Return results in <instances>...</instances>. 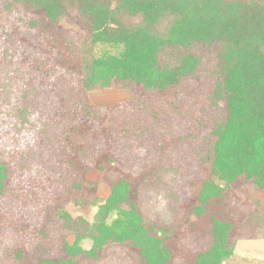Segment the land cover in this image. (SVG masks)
I'll use <instances>...</instances> for the list:
<instances>
[{
	"label": "rangeland",
	"instance_id": "obj_1",
	"mask_svg": "<svg viewBox=\"0 0 264 264\" xmlns=\"http://www.w3.org/2000/svg\"><path fill=\"white\" fill-rule=\"evenodd\" d=\"M71 13L52 28L32 32L8 27L10 23L27 27L31 15L0 11V164L5 169L0 191V264H36L40 256L61 257L66 242L73 245L76 237L87 235L99 208L120 181L129 184V197L151 229L167 237L171 264L190 262L203 246L194 235L203 233L207 223L190 212L201 182L211 175L194 152L199 143L186 141L189 122L171 123L162 133H148L140 141L133 134L126 137L114 127L113 111L126 112L124 106L134 97L150 94L142 85L107 77L106 83L85 90L91 110H70L67 105L79 95L77 83L41 75L36 60L45 57L50 36L55 43L70 35L90 44L85 20ZM125 22L131 26L143 20L127 17ZM105 53L116 51L97 45L90 55ZM66 57L59 62L84 74L79 58ZM84 62L87 65L90 57ZM179 87L182 105L197 112V101L209 96L212 80L201 72L198 80ZM92 109L98 111L95 116ZM81 112L89 113L83 116L87 123L82 124ZM75 125L83 129L79 134H73ZM168 148L174 154L164 153ZM224 196L220 206L232 216L234 245L221 264H264V189L242 179ZM116 217L112 213L108 220ZM79 246L88 250L92 241L83 237ZM130 253L127 245L108 244L91 261L81 256L74 264H136Z\"/></svg>",
	"mask_w": 264,
	"mask_h": 264
},
{
	"label": "trees",
	"instance_id": "obj_2",
	"mask_svg": "<svg viewBox=\"0 0 264 264\" xmlns=\"http://www.w3.org/2000/svg\"><path fill=\"white\" fill-rule=\"evenodd\" d=\"M0 11L31 15L27 27L15 23L8 27L32 32L52 28L71 12L85 20L90 44L70 35L55 43L50 36L45 57L36 60L41 75L77 83L79 95L67 105L70 110H91L85 90L106 83L107 77L142 85L150 94L134 97L124 106L126 112L113 111V126L126 137L133 134L140 141L148 133H162L171 123L189 122L186 141L199 143L194 152L211 176L201 182L190 212L207 222L205 231L194 235L196 242L202 240V250L181 264H221L234 245L232 216L220 206L224 195L242 179L264 189V0H0ZM127 17L143 22L130 26L125 24ZM156 25L160 28L153 31ZM97 45L114 48L116 54L93 58L90 54ZM66 56L79 58L84 74L59 62L68 60ZM86 56L90 57L87 65ZM205 65L207 70L202 71ZM201 72H207L212 87L207 89L209 96L197 101L200 109L192 112L182 105L176 88L198 80ZM92 110L95 116L98 111ZM85 115L82 124L88 122ZM73 128V134L83 130L78 125ZM164 153L174 154L170 148ZM4 170L0 164V191ZM112 213L116 219L108 220ZM148 225L129 197V184L120 181L99 208L87 235L76 237L73 245L66 242L61 257L40 256L35 262L74 264L81 256L91 261L106 245L117 244L131 248L136 264H171L167 237ZM83 237L92 241L88 250L79 246Z\"/></svg>",
	"mask_w": 264,
	"mask_h": 264
}]
</instances>
